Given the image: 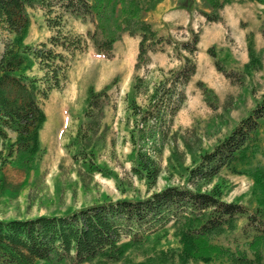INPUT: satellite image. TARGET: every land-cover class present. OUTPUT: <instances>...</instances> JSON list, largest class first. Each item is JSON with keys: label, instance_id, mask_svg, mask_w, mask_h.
<instances>
[{"label": "trees", "instance_id": "16d2710c", "mask_svg": "<svg viewBox=\"0 0 264 264\" xmlns=\"http://www.w3.org/2000/svg\"><path fill=\"white\" fill-rule=\"evenodd\" d=\"M162 0H0V30L7 35L0 54V168L10 162L26 173L36 168L40 158L39 131L45 121L41 102L50 93L64 88L76 56L91 43L98 53L108 55L124 33L138 36L136 67L147 65L150 51L172 44L180 64L169 69L149 87L135 75L129 89V116L132 127L130 170L144 179L148 188L156 184L160 173L157 161L171 136L176 113L186 99L185 87L196 72L195 53L199 32L189 29L185 40H171L157 33L146 16ZM242 0H178L176 7L196 12L206 22H221L225 5ZM257 1L264 4V0ZM43 11L52 33L35 43L24 42L30 25L28 9ZM66 16L89 22L92 28L83 35L66 26ZM264 34V30H262ZM224 49V48H223ZM206 51L216 69L232 81L242 83L245 75L261 65L248 35L249 61L241 72L225 69L229 52ZM184 51L185 53H182ZM35 68V71H33ZM204 100L217 107L212 88L198 81ZM111 83L102 89L90 87L79 123L76 143L99 127ZM144 93L140 105L135 96ZM9 132L15 134L12 140ZM264 94L211 149L202 152L185 171V185H166L139 198H104L62 213L31 217L0 218V264H100L125 260L131 248L152 244L153 250L165 237L170 224L180 244L177 249H159L143 261L131 264H191L215 260L226 264H264ZM91 153H93L91 151ZM90 153V155H91ZM75 156L91 170L102 166L91 157ZM251 165L256 206L250 210L237 201L222 199V183H212L224 167ZM106 174V173H103ZM244 222L223 243L220 237ZM127 263V261H125Z\"/></svg>", "mask_w": 264, "mask_h": 264}, {"label": "rangeland", "instance_id": "374dc122", "mask_svg": "<svg viewBox=\"0 0 264 264\" xmlns=\"http://www.w3.org/2000/svg\"><path fill=\"white\" fill-rule=\"evenodd\" d=\"M177 1L167 0L159 13L152 10L146 16L159 35L170 36L174 41L188 38L190 28L199 32L196 72L185 87L186 99L173 119L171 136L157 158L160 173L156 184L148 188L144 179L136 177L130 170L132 142L129 130L132 118L129 116L128 92L135 75L143 77L151 87L162 74L176 68L180 59L172 44L165 43L163 50L148 53L147 65L136 67L139 37L124 33L108 55L98 53L88 43L86 50L76 56L64 88L52 91L41 102L46 118L39 131L40 158L36 168L27 173L10 162L0 168V218L62 213L106 197L139 198L166 185H185L186 169L198 160L202 152L222 139L260 99L264 94V4L234 1L222 9L223 21L208 23L195 12L189 19L183 11L169 9V3ZM28 12L30 25L24 42L44 40L52 30L46 25L43 11L34 7ZM65 22L68 28L83 35L92 28L89 22L70 16H66ZM248 35L253 40L261 65L238 83L216 69L206 49L213 44L216 50L226 49L229 54L225 57V69L241 72L249 61ZM6 39L7 35L0 30V54ZM224 49L219 52V57L223 56ZM198 81L213 89L218 97L216 108L206 103ZM109 83L111 87L107 91L108 100L99 119V127L88 134L85 141L76 143L73 137L79 123L84 120L82 111L88 89L100 90ZM135 100L143 105L145 94L135 96ZM9 136L12 140L15 138L13 132H9ZM261 145L264 146V136ZM78 147L83 158L91 157L95 164L103 167L102 172L89 169L83 159L75 156ZM259 162L264 163V157L257 154L253 163ZM250 168L249 164L224 167L212 183L203 185L201 190H208L213 183L221 182L223 200L237 201L253 210L256 197ZM243 222L244 219L239 218L236 229L225 232L220 241L228 242ZM179 246L175 230L168 224L166 235L155 250L150 243L128 250L125 260L100 264L140 262L154 255L156 250L166 251ZM191 264L226 263L215 260Z\"/></svg>", "mask_w": 264, "mask_h": 264}, {"label": "crops", "instance_id": "0c3cea01", "mask_svg": "<svg viewBox=\"0 0 264 264\" xmlns=\"http://www.w3.org/2000/svg\"><path fill=\"white\" fill-rule=\"evenodd\" d=\"M169 1H170V0H169ZM166 4H167V0H162L152 12L159 13V12L162 10V8L166 6ZM170 8H173V10H181V11H183L184 13H186L187 18L189 17V19H190V17L194 16V14H195L194 12H189V11H187V10L177 8V7H176V2H175V3H171V2H170V3H169V9H170ZM150 13H151V12H150ZM150 13L148 14V16L150 15ZM189 19H188V20H189Z\"/></svg>", "mask_w": 264, "mask_h": 264}, {"label": "bare ground", "instance_id": "6f19581e", "mask_svg": "<svg viewBox=\"0 0 264 264\" xmlns=\"http://www.w3.org/2000/svg\"><path fill=\"white\" fill-rule=\"evenodd\" d=\"M50 129V128H49ZM52 130L50 129V132H51Z\"/></svg>", "mask_w": 264, "mask_h": 264}]
</instances>
